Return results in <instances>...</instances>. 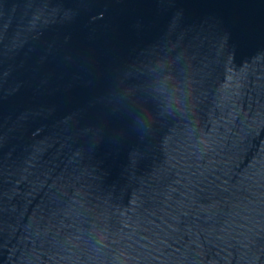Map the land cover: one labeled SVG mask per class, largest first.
I'll use <instances>...</instances> for the list:
<instances>
[{
    "label": "water",
    "instance_id": "1",
    "mask_svg": "<svg viewBox=\"0 0 264 264\" xmlns=\"http://www.w3.org/2000/svg\"><path fill=\"white\" fill-rule=\"evenodd\" d=\"M0 264H264V0H0Z\"/></svg>",
    "mask_w": 264,
    "mask_h": 264
}]
</instances>
